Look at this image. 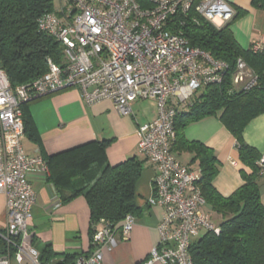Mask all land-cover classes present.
I'll use <instances>...</instances> for the list:
<instances>
[{
	"label": "built area",
	"instance_id": "2783aa9c",
	"mask_svg": "<svg viewBox=\"0 0 264 264\" xmlns=\"http://www.w3.org/2000/svg\"><path fill=\"white\" fill-rule=\"evenodd\" d=\"M64 0L55 12L36 19L39 31L59 41L65 62L47 60L45 73L12 87L0 67V193L5 198V224L0 227V264H39L37 250L25 240L36 191L30 175H46L48 167L40 154L23 147L22 104L44 95L77 88L88 105L102 100L114 103L120 114L131 104L151 99L156 117L137 127L139 154L153 165V195L149 205L162 207L157 224L159 243L143 264H193L190 246L203 232H220L204 210L198 186L200 171L182 164L172 154L174 120L195 101L206 86L220 84L228 65L200 47L191 46L180 34L166 28L177 13H196L215 27L229 22L235 11L225 0ZM252 50L262 49L254 43ZM257 76L242 58L236 60L232 85L250 89ZM264 176V150L256 161ZM136 217L127 214L120 228L129 238ZM93 250L75 264H102L103 252L115 249V229L100 219L92 233Z\"/></svg>",
	"mask_w": 264,
	"mask_h": 264
},
{
	"label": "trees",
	"instance_id": "16d2710c",
	"mask_svg": "<svg viewBox=\"0 0 264 264\" xmlns=\"http://www.w3.org/2000/svg\"><path fill=\"white\" fill-rule=\"evenodd\" d=\"M138 2L146 5L144 0ZM251 5L264 10V0H251ZM54 9L53 0H0V67L12 87L45 73L48 59L63 66L65 58L61 43L39 31L36 24L40 15L55 12ZM241 14L243 11L237 12L229 22L217 28L191 8L187 13L171 16L166 25L191 46L200 47L212 58L228 65L223 81L206 86L192 105L174 120L175 139L171 149L193 153L200 168L197 182L205 204L222 218L218 234L203 232L191 243L193 264H264V204L256 165L260 153L247 145L242 136L247 123L264 113V44L258 51L252 50V45L249 48L239 45L230 24ZM238 58H242L257 76L250 89L232 85ZM23 105L25 136L36 140ZM207 116H218L233 135L238 160L249 170L240 169L243 182L228 196L221 195L212 184L219 166L213 150L200 141L187 140L183 134L186 125ZM85 146L42 157L47 163L50 159L80 153L67 170L66 178L72 180L73 189L61 195L60 200L66 202L75 196H84L89 207L90 248L86 252L57 253L46 244L38 255L39 264H75L78 257L92 252V233L100 219L109 221L116 232L127 214L136 217L140 212L135 202V184L141 174V160L133 155L111 165L106 163L103 144L81 152Z\"/></svg>",
	"mask_w": 264,
	"mask_h": 264
},
{
	"label": "crops",
	"instance_id": "0c3cea01",
	"mask_svg": "<svg viewBox=\"0 0 264 264\" xmlns=\"http://www.w3.org/2000/svg\"><path fill=\"white\" fill-rule=\"evenodd\" d=\"M53 1L54 10L64 4V0ZM225 1L233 7L235 14L243 11L230 24L239 45L249 48L254 43L264 44V10L252 7L251 0ZM23 110L33 136L37 137L36 140L29 136L23 138V147L29 154L49 157L83 145L87 146L81 152L103 144L107 164H116L133 155L141 160V174L135 184V202L140 212L128 239H122L120 230L115 232L117 245L113 251L103 252L102 264H143L148 261L151 250L159 243L156 227L163 209L147 202L154 193L155 170L138 152L137 127L156 117L155 102L137 100L131 104V112L123 115L112 101L102 100L88 105L79 89L70 88L32 99L24 103ZM183 134L187 140L200 141L213 150L219 166L212 184L221 195L228 196L242 184L240 169L249 170L239 162L236 140L218 116H207L189 123ZM242 136L244 142L259 153L264 150V113L247 123ZM172 154L182 164L200 171L198 161L190 151L174 148ZM79 156L80 153L50 159L46 175L40 172L30 175L36 201L31 209L25 240L38 255L46 244L57 253L86 252L90 248L89 207L84 196L78 195L66 202L60 200L61 195L73 189L72 180L66 178L67 170ZM257 183L264 204V176H259ZM5 218V198L0 193V227L5 224ZM20 263L25 264V261L21 259ZM150 264L162 263L152 261Z\"/></svg>",
	"mask_w": 264,
	"mask_h": 264
},
{
	"label": "rangeland",
	"instance_id": "374dc122",
	"mask_svg": "<svg viewBox=\"0 0 264 264\" xmlns=\"http://www.w3.org/2000/svg\"><path fill=\"white\" fill-rule=\"evenodd\" d=\"M64 62H65V59H64ZM144 100H147V99H144ZM204 209L211 213L210 216H211L212 221L215 223V225H219L220 222L222 221V218L217 213L212 211L211 208H209L207 204H205ZM15 259H16V257H13L11 259L13 264H17L18 263L17 259L16 260Z\"/></svg>",
	"mask_w": 264,
	"mask_h": 264
}]
</instances>
